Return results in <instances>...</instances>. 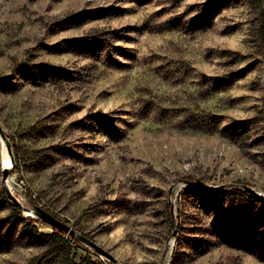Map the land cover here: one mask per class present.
I'll list each match as a JSON object with an SVG mask.
<instances>
[{"label":"rangeland","instance_id":"1","mask_svg":"<svg viewBox=\"0 0 264 264\" xmlns=\"http://www.w3.org/2000/svg\"><path fill=\"white\" fill-rule=\"evenodd\" d=\"M262 12L264 0H0L13 195L118 264H264ZM2 167L0 143V264H113L75 241L47 255L53 228L19 217Z\"/></svg>","mask_w":264,"mask_h":264},{"label":"water","instance_id":"2","mask_svg":"<svg viewBox=\"0 0 264 264\" xmlns=\"http://www.w3.org/2000/svg\"><path fill=\"white\" fill-rule=\"evenodd\" d=\"M0 139L4 142L9 158H10V166L6 168L2 167V170H1V187H2V191L5 193L6 197L8 198L9 202L16 205L17 208L21 212H23L25 215H29L28 217L37 219L40 222L46 225H49L50 227L54 229H57L59 231H62L70 235L72 238H74L75 241L83 243L84 245L93 249L98 254L103 255L106 258H108L113 264H118L116 259L113 256H111L108 252L103 250L95 242H93L86 236L77 233L72 227L63 223L61 220L56 218L53 214L47 212L46 210H44L43 208L37 205H33V206L25 205L13 195V193L11 192V190L9 189L7 185V179L9 177V174L14 168V154H13L11 141L9 140L7 134L5 133L1 125H0Z\"/></svg>","mask_w":264,"mask_h":264},{"label":"trees","instance_id":"3","mask_svg":"<svg viewBox=\"0 0 264 264\" xmlns=\"http://www.w3.org/2000/svg\"><path fill=\"white\" fill-rule=\"evenodd\" d=\"M259 1L262 2L263 0H259ZM261 17H262L261 36H262V39L264 40V12H262ZM87 42H90V43L99 42V43H101L100 45H102L104 47H107V48L110 47V45L106 42V40H97L95 38L88 37L87 38ZM12 149H13V154H14L15 159H16L17 156H18L17 148L12 145ZM2 194L4 195V192H2ZM10 206L15 211L18 212L19 217L24 222H27V221H30L31 223L32 222H35V221L36 222H40L39 220L30 218V217L24 218L23 215H22V212L19 211V209L17 208V206L14 205V204H12L11 202H10ZM31 223L30 224H25V227L28 229V231L37 233L36 232V228H34L31 225ZM41 236L44 237V238H47V239L52 240V242H54L55 244H57V247H59V248H56V246H54V247L49 248L47 250V252H46L47 255L58 254V253L62 252L65 249V247H68V249H69L70 248V246H69L70 243L69 242H74L75 241L74 238H72L70 235H68V234H66V233H64L62 231H59L57 229H54V228H53V233L52 234H49V235H41ZM75 242L76 243H79L78 241H75Z\"/></svg>","mask_w":264,"mask_h":264},{"label":"bare ground","instance_id":"4","mask_svg":"<svg viewBox=\"0 0 264 264\" xmlns=\"http://www.w3.org/2000/svg\"><path fill=\"white\" fill-rule=\"evenodd\" d=\"M0 143H1L2 166L6 168L10 166V158H9L6 146L1 139H0ZM7 185L10 188V178L7 179ZM26 216H29V215H26Z\"/></svg>","mask_w":264,"mask_h":264}]
</instances>
